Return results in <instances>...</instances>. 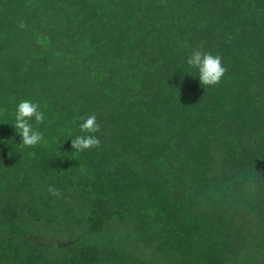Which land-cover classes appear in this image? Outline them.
<instances>
[{"label": "trees", "instance_id": "trees-1", "mask_svg": "<svg viewBox=\"0 0 264 264\" xmlns=\"http://www.w3.org/2000/svg\"><path fill=\"white\" fill-rule=\"evenodd\" d=\"M0 264H264V0H0Z\"/></svg>", "mask_w": 264, "mask_h": 264}, {"label": "clouds", "instance_id": "clouds-1", "mask_svg": "<svg viewBox=\"0 0 264 264\" xmlns=\"http://www.w3.org/2000/svg\"><path fill=\"white\" fill-rule=\"evenodd\" d=\"M186 63L190 68L197 71L201 85H215L218 84L224 75L226 69L222 66V58L220 55H213L210 52H201L200 50H194L190 56L187 57ZM35 120L37 123H41L45 120V113L40 110L39 104L30 100H21L15 108L14 112V126L16 132L21 137V144L25 146H33L41 142L43 134L33 128L30 120ZM79 129L84 135L75 136L72 141V146L75 150L88 149L97 146L100 141L94 135L99 130V124L97 123V117L89 115L86 118H82V122L79 124ZM53 194H56L53 189Z\"/></svg>", "mask_w": 264, "mask_h": 264}]
</instances>
